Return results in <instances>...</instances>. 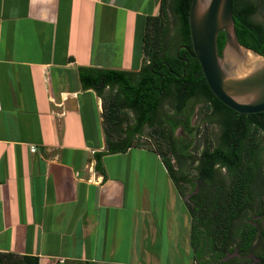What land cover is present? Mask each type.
<instances>
[{
    "label": "crops",
    "instance_id": "0c3cea01",
    "mask_svg": "<svg viewBox=\"0 0 264 264\" xmlns=\"http://www.w3.org/2000/svg\"><path fill=\"white\" fill-rule=\"evenodd\" d=\"M133 1L0 0V253L40 264H163L148 180L162 165L169 264H196L185 200L155 152L131 148L103 157L105 174L96 169L105 107L80 69L148 63L132 61L135 36L162 0ZM143 154L158 163L139 162Z\"/></svg>",
    "mask_w": 264,
    "mask_h": 264
},
{
    "label": "trees",
    "instance_id": "16d2710c",
    "mask_svg": "<svg viewBox=\"0 0 264 264\" xmlns=\"http://www.w3.org/2000/svg\"><path fill=\"white\" fill-rule=\"evenodd\" d=\"M168 0H162L161 14L147 17L141 37L139 56L146 63L139 72L80 69L85 89H93L104 98L108 125L107 149L94 155L96 169L105 174L103 157L126 153L148 125L160 139L155 152L166 168L191 218V246L196 264H264V170L260 167L261 142L264 136V113L242 115L225 106L210 90L201 65L194 58L189 27L192 0H172L171 11L181 43L190 50L164 51L168 29L163 25ZM258 10L250 0H234V20L241 45L264 56V26L253 21ZM226 37H218L222 54ZM165 97L171 101L168 118L155 117ZM193 101V103H191ZM209 109L205 121L217 125L219 136L210 148L205 133V147H197L200 128L194 126L195 106ZM191 106V113H183ZM129 108L138 115L136 124L124 129ZM125 115L126 117H122ZM183 116H186L185 119ZM128 119V118H127ZM193 123V124H192ZM181 128L182 133L177 134ZM195 147V148H194ZM148 149V148H147ZM260 198V200H259ZM249 213L248 224L238 221ZM255 217H258L256 219ZM0 264H40L37 257L0 253Z\"/></svg>",
    "mask_w": 264,
    "mask_h": 264
},
{
    "label": "water",
    "instance_id": "95a60500",
    "mask_svg": "<svg viewBox=\"0 0 264 264\" xmlns=\"http://www.w3.org/2000/svg\"><path fill=\"white\" fill-rule=\"evenodd\" d=\"M233 10L234 0H192V52L210 90L225 106L242 115L264 113V56L241 45ZM221 33L226 44L220 55Z\"/></svg>",
    "mask_w": 264,
    "mask_h": 264
},
{
    "label": "rangeland",
    "instance_id": "374dc122",
    "mask_svg": "<svg viewBox=\"0 0 264 264\" xmlns=\"http://www.w3.org/2000/svg\"><path fill=\"white\" fill-rule=\"evenodd\" d=\"M250 1L254 2L258 6V10L252 18L253 21L264 26V0H250ZM171 2H172V0H168V3H167L168 6L166 8V13L164 12L162 14V16H164L163 17V25L165 28L168 29L167 35L169 34V31L173 32V27L175 26V23H176L173 15H172L171 8H170ZM133 3H134V1L132 0V3H131V0H130L131 6ZM160 14H161V11H160ZM138 37H139L138 35L135 36L134 58L132 61H135V59L137 57H139V50L141 48L142 41H141V37L140 38H138ZM120 45L121 46L119 47V43H118L117 48H119V49L121 48L123 50L124 49L123 43H121ZM123 59H124V56H123ZM117 61H120V59H118ZM113 94L111 93V91L105 92V95L103 98L104 104L109 100V98ZM197 109H198V112H197V115L195 116V119H194V126L200 128V136L198 139V143L196 145H197L199 151H201L205 147V137H204L205 133L207 134V137H208L207 143H208L209 147L212 148L215 146L214 140L219 136L220 129L217 125H209L205 121L206 114H208L210 112L206 105L201 103V104L197 105ZM125 114H127L128 119L125 122V124L123 125V128L128 129L129 126L132 125L133 117H132L131 113H129V112H127ZM105 128H106V132L107 131L109 132V128H108V125L106 123H105ZM258 137H259V140L261 142V149H260V154H259L260 167L262 170H264V136H263V134H260ZM159 143H160V139L153 132V130H151L148 127L144 128L141 137L138 136L135 138V144H139L146 149L147 148L148 149H154V150L158 149ZM159 158H158V160H159ZM139 162H141V163H145V162L149 163L150 162V164H152V163L157 162V157H156V155H153V154L152 155H150V154L139 155ZM159 162L160 163L162 162L161 159L159 160ZM161 167H162V169L160 168V166H158V170L160 169V171L152 170L150 168L148 180H150V199H153V196L155 195V193L152 192L153 187H151V185L152 184L156 185L155 189H156L157 195L155 196V200H156L157 209L155 210V212H156V215L158 217L159 229L162 233L161 241L159 242V244L156 245L155 248H157V249L162 248V250L156 251V252L162 258L163 264H169V257L171 258V254H172V251H170V248L172 247V245L168 244L166 241V228L163 225L164 222L169 218V217H167L168 214L166 215L165 210H164V204H165L166 198L168 197L167 186H166V182H167L166 180L167 179H166V175L163 171L164 170L163 166L161 165ZM259 200H260V198H259ZM263 202H264V200H263ZM248 217H249V213L244 214V217L238 221L237 226L241 227V226H245L246 224H248V222H250L247 219ZM255 218L258 219V217H255Z\"/></svg>",
    "mask_w": 264,
    "mask_h": 264
},
{
    "label": "flooded vegetation",
    "instance_id": "af4514ba",
    "mask_svg": "<svg viewBox=\"0 0 264 264\" xmlns=\"http://www.w3.org/2000/svg\"><path fill=\"white\" fill-rule=\"evenodd\" d=\"M176 45H178L177 52H178V50L180 48H181V50H184V49H182V47H188L186 44H182L181 43V35L177 31L176 27L174 26L173 27V32L169 31V34L166 36V39L164 40V43H163L164 48H163V50L164 51H171V50L173 51L172 47L176 46ZM179 54H180V52H179ZM162 95H163V100H162L161 104L158 107V112L156 113L155 117H157V118L161 117L163 119H166L172 113L171 112V105L172 104H171L170 99L165 97V92ZM191 103H193V101ZM191 109H192L191 106L190 107H186V109L183 110V113L186 112L187 115H189L191 113ZM121 111H122L123 114H125L127 112L131 113V115L133 117V122H132L131 126H134L136 124V120L138 118V115L135 113V111L132 110V109H129V108H123ZM197 112H198V109H197V106H195V114L196 115H197ZM195 116L193 118V123H194ZM122 117L125 118L126 116L123 115ZM185 117L186 116H183L184 119H185ZM126 120H127V118H126ZM146 127L150 128L148 125ZM179 133L180 134L182 133V129L181 128H179L177 130V134H179Z\"/></svg>",
    "mask_w": 264,
    "mask_h": 264
},
{
    "label": "built area",
    "instance_id": "2783aa9c",
    "mask_svg": "<svg viewBox=\"0 0 264 264\" xmlns=\"http://www.w3.org/2000/svg\"><path fill=\"white\" fill-rule=\"evenodd\" d=\"M31 151H32V152H36V151H37V148H36V147H32V148H31Z\"/></svg>",
    "mask_w": 264,
    "mask_h": 264
}]
</instances>
